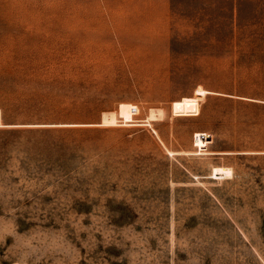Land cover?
Returning <instances> with one entry per match:
<instances>
[{"label": "rangeland", "instance_id": "374dc122", "mask_svg": "<svg viewBox=\"0 0 264 264\" xmlns=\"http://www.w3.org/2000/svg\"><path fill=\"white\" fill-rule=\"evenodd\" d=\"M0 264H264V0H0Z\"/></svg>", "mask_w": 264, "mask_h": 264}, {"label": "bare ground", "instance_id": "6f19581e", "mask_svg": "<svg viewBox=\"0 0 264 264\" xmlns=\"http://www.w3.org/2000/svg\"><path fill=\"white\" fill-rule=\"evenodd\" d=\"M1 114V113H0ZM1 116V115H0ZM1 121V120H0ZM15 264H25V263H20V262H17V263H15Z\"/></svg>", "mask_w": 264, "mask_h": 264}]
</instances>
